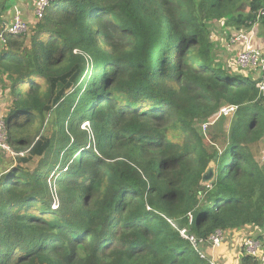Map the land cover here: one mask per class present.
<instances>
[{
	"label": "trees",
	"instance_id": "trees-1",
	"mask_svg": "<svg viewBox=\"0 0 264 264\" xmlns=\"http://www.w3.org/2000/svg\"><path fill=\"white\" fill-rule=\"evenodd\" d=\"M221 24L264 28V0H54L5 34L15 164L0 174V264H213L179 230L206 241L248 227L260 251L240 246L239 264H264V166L250 150L264 98L259 80L215 65ZM222 104L237 108L209 152L194 122Z\"/></svg>",
	"mask_w": 264,
	"mask_h": 264
},
{
	"label": "built area",
	"instance_id": "built-area-1",
	"mask_svg": "<svg viewBox=\"0 0 264 264\" xmlns=\"http://www.w3.org/2000/svg\"><path fill=\"white\" fill-rule=\"evenodd\" d=\"M54 0H34L33 1V16L35 22L40 20L45 13L46 8ZM28 22H26L18 9H15L12 15V19L9 23L5 24L2 29H0V41H5V34H21L27 32ZM254 26L251 27L249 31H237L234 35L230 36L229 43L235 46H239L236 53L233 65L235 70L238 69L241 73L252 74L253 79L259 80L257 82L258 88L261 96L264 98V50L261 46H256L253 44V34ZM237 106L234 104H222L216 110V112L210 117L205 119L201 123V133L207 132L208 126L216 121L220 117L232 116L235 112ZM87 124V123H85ZM84 127V124H83ZM5 125L3 119L0 118V148L3 150H8L5 144ZM191 222V216L189 215V223ZM179 234L182 239L188 241L194 247H199L205 242H208L211 247H217L222 243L223 233L219 230L215 231L206 241L201 238H197L195 235L191 234L187 228H182L179 230ZM240 246L246 253L257 256L260 251V244L257 240L244 237L240 242ZM203 256V255H202ZM212 262V261H211ZM214 264V262H212Z\"/></svg>",
	"mask_w": 264,
	"mask_h": 264
},
{
	"label": "crops",
	"instance_id": "crops-1",
	"mask_svg": "<svg viewBox=\"0 0 264 264\" xmlns=\"http://www.w3.org/2000/svg\"><path fill=\"white\" fill-rule=\"evenodd\" d=\"M2 3V6L0 7V29L3 28V26L7 23H9L12 19V15L15 9H18L21 13L22 18L28 22V23H35V19L33 16V1L31 0V3H28V0H0ZM31 5V6H30ZM255 34L257 35L256 28L254 29ZM262 40V39H261ZM253 41V40H252ZM260 41V40H258ZM257 39L253 41V44L256 46H263L260 42H258ZM263 41V40H262ZM264 42V41H263ZM215 44V54H219V48L221 47V44L219 45L218 41L214 43ZM234 50L238 51L239 46L232 45ZM264 47V46H263ZM237 53V52H236ZM236 54L234 53V56H232L230 61H234ZM218 58V55H217ZM216 58V61H217ZM225 61V60H223ZM228 61V62H230ZM230 67L234 68V65L230 64ZM7 80L5 78V75H0V118L5 116L7 107H8V100H7ZM1 151H6L0 148ZM4 156L3 153L0 152V174L3 171V165H4ZM223 233V240L222 243L217 247H211V246H205L203 248L198 247L199 252L209 258L212 262L216 264H239V259L241 257V249H240V242L242 238L247 236V234H255L256 230L248 227L243 228L240 230H231V231H225ZM227 240V241H226ZM205 251V253H204Z\"/></svg>",
	"mask_w": 264,
	"mask_h": 264
},
{
	"label": "rangeland",
	"instance_id": "rangeland-1",
	"mask_svg": "<svg viewBox=\"0 0 264 264\" xmlns=\"http://www.w3.org/2000/svg\"><path fill=\"white\" fill-rule=\"evenodd\" d=\"M28 3H31V0H28ZM31 6V5H30ZM34 24L33 23H28V29H30ZM256 28L257 31V35L255 34V31L253 30V34H255L253 41H255L257 39L260 40L258 42H260L263 46H264V28L257 24L254 25V29ZM251 28H247L244 31H249ZM29 31V30H28ZM27 31V32H28ZM231 29H228V27L224 24V25H218V29H216L215 27L213 29L210 30V32H212V36L214 39H216V41H218L219 45L221 44V47L219 48V54H215V65L219 66L221 64L226 65V67L228 68H232L230 67V64L233 65L232 61H230L231 57L234 56V53L236 54L237 50H234L233 47L231 46V44L229 43V39H230V34H231ZM234 32V31H233ZM263 41H262V40ZM261 46L264 50V47ZM218 55V58H217ZM217 58V61H216ZM225 60V61H223ZM230 61V62H228ZM233 69V68H232ZM233 75L238 74L239 71L238 69L235 71H232ZM239 77V76H238ZM250 77H252V74H250ZM7 94V92H6ZM8 97V95H6ZM230 117L231 116H225V117H220L218 118L216 121H214L212 124H210L208 126V131L207 132H203L201 133V123L204 121L202 120H196L194 122V126L197 129V131L200 133L201 135V139L203 144L205 145V147L207 148V150L209 152H212L213 150L216 149H220L222 147V144H225L227 138H228V133H229V127H230ZM85 126H87V124H85ZM250 150L251 153L253 154L254 159L261 165L264 166V139L261 138L259 141L254 142L252 144H250ZM1 153H3V156L5 158L4 160V165H3V169H9L10 166H12L14 163V160H12L13 157H11L10 155H8V153L6 151H1ZM209 166L212 168V172H213V168H214V161H211ZM227 241V240H226ZM202 246H210L209 243H205ZM205 253V251H204ZM206 254V253H205ZM261 256V254L259 255V257Z\"/></svg>",
	"mask_w": 264,
	"mask_h": 264
},
{
	"label": "water",
	"instance_id": "water-1",
	"mask_svg": "<svg viewBox=\"0 0 264 264\" xmlns=\"http://www.w3.org/2000/svg\"><path fill=\"white\" fill-rule=\"evenodd\" d=\"M7 169H3V171L5 172ZM2 171V173H3ZM213 179V173H212V168L210 166H208L206 168V170L204 171L203 175H202V179L201 182L203 184H209Z\"/></svg>",
	"mask_w": 264,
	"mask_h": 264
}]
</instances>
